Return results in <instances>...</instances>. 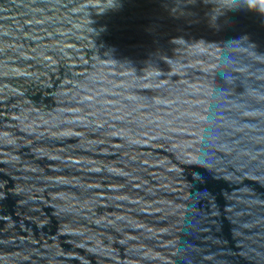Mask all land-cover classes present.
I'll list each match as a JSON object with an SVG mask.
<instances>
[{"label": "water", "instance_id": "1", "mask_svg": "<svg viewBox=\"0 0 264 264\" xmlns=\"http://www.w3.org/2000/svg\"><path fill=\"white\" fill-rule=\"evenodd\" d=\"M0 264H264V0H0Z\"/></svg>", "mask_w": 264, "mask_h": 264}]
</instances>
